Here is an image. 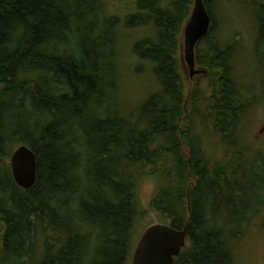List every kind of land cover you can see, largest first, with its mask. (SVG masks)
<instances>
[{
	"label": "trees",
	"instance_id": "1",
	"mask_svg": "<svg viewBox=\"0 0 264 264\" xmlns=\"http://www.w3.org/2000/svg\"><path fill=\"white\" fill-rule=\"evenodd\" d=\"M193 1L138 0L142 13L128 17L126 25L152 29L135 55L159 84L131 118L115 107L116 32L105 0H0L2 261L128 264L145 215L138 187L149 178L157 186L150 208L188 231L189 245L174 264H232L233 244L249 218L230 233V223L214 220L225 221L237 204L249 217L264 207V157L247 140L252 99L236 78V45L213 34L216 0H204L212 26L197 49L208 98L202 101L199 88L187 95L179 50ZM243 3L255 6L264 100V0ZM191 108L219 141L223 163L213 165L204 154ZM15 143L37 157L38 181L28 191L7 162ZM247 175L251 188L234 181ZM250 192L253 208L243 203ZM43 234L50 238L38 256Z\"/></svg>",
	"mask_w": 264,
	"mask_h": 264
},
{
	"label": "rangeland",
	"instance_id": "2",
	"mask_svg": "<svg viewBox=\"0 0 264 264\" xmlns=\"http://www.w3.org/2000/svg\"><path fill=\"white\" fill-rule=\"evenodd\" d=\"M243 4V0H216L213 10L216 28L213 34H215L216 39H220L226 45H236V78L241 88L251 93L250 98L252 99L250 100L252 104L246 124L247 140L250 141L249 146L259 150L264 157V133H260L264 129V100L261 99L263 87L262 75L259 73L261 67L257 63L255 54L257 38V25L253 14L255 13V8H253L255 6L250 9ZM105 6L104 13L114 18L112 28L116 32L115 63L117 66L116 80L118 88L115 94V107L117 106L120 116L132 118L137 116L139 107L147 98L159 90L158 80L152 67L149 64L142 63L135 55L136 45L149 39L152 35V29L143 25L135 27L126 25L128 17L138 16L142 13L139 10L138 0H105ZM181 39L179 60L183 53V34ZM179 65L181 67L180 61ZM186 73V76L183 73V80L186 84L187 95L199 88L200 93L203 95L201 97L202 101L208 98L207 74L191 78L188 69ZM198 108L201 112L204 108L203 102L198 103ZM197 109L191 108L190 110L197 114V116H194V120L203 138L204 154L210 159V163L216 165L222 162L224 150L218 145L219 141L212 132L203 125V120L199 118ZM17 147H19V144L15 143L10 153L12 154ZM7 162L10 164V159ZM247 170H250V168H247ZM234 181L241 182L248 189L251 188L248 183H252L253 179L247 175L246 178L242 176L234 178ZM156 188L155 182L149 178L141 180L139 184L138 196L141 209L145 215L141 217L136 226L128 264H133L134 252L144 232L153 225L166 224L164 219L150 208ZM253 195L250 192L246 196V199L249 200L245 202L243 200V203L248 204L250 208H253L254 201L253 199L250 201ZM236 207L235 213L224 216L223 220L225 221L218 222L214 220V223L218 224L219 227L229 228L228 224L230 223L232 226V228H229L230 233L241 229L239 225L242 226L249 218L248 225L243 227L245 230L239 234L238 240L236 239L233 244L232 264H264V207H259L258 212L250 217L243 208H239L241 207L240 204H237ZM4 233L5 225L0 220V264H7V262L2 261ZM43 236L39 237L40 243L38 249H35L38 256L42 255L50 238L47 234Z\"/></svg>",
	"mask_w": 264,
	"mask_h": 264
},
{
	"label": "water",
	"instance_id": "3",
	"mask_svg": "<svg viewBox=\"0 0 264 264\" xmlns=\"http://www.w3.org/2000/svg\"><path fill=\"white\" fill-rule=\"evenodd\" d=\"M212 19L204 0H194L193 8L183 30L182 60L187 65L189 76L206 75L197 70L196 48L211 31ZM264 133V129L260 131ZM15 183L23 190H31L38 181L37 157L25 145L17 147L10 158ZM188 231L176 230L170 225L157 224L142 235L133 256V264H174L175 259L187 246Z\"/></svg>",
	"mask_w": 264,
	"mask_h": 264
},
{
	"label": "flooded vegetation",
	"instance_id": "4",
	"mask_svg": "<svg viewBox=\"0 0 264 264\" xmlns=\"http://www.w3.org/2000/svg\"><path fill=\"white\" fill-rule=\"evenodd\" d=\"M192 11V10H191ZM191 11H190V13H191ZM190 16V15H189ZM189 18V17H188ZM187 21H188V19L186 20V22H185V25H186V23H187ZM185 25H184V27H185ZM183 30H184V28H183ZM183 30H182V33L181 34H183ZM181 41H182V39H181ZM202 42V40L199 42V44ZM199 44H198V46H199ZM198 46H197V48H196V63H197V49H198ZM181 53V52H180ZM180 62H181V68H182V70H183V72H184V74H185V76L187 75V65H186V63H184L183 62V60H182V56H180ZM198 66V65H197ZM197 68V67H196ZM197 70H201V68L200 67H198V69ZM201 75H197V77H200Z\"/></svg>",
	"mask_w": 264,
	"mask_h": 264
}]
</instances>
